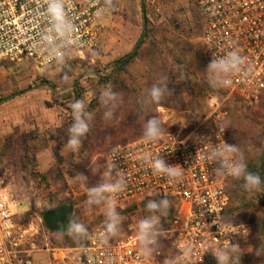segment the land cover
<instances>
[{
    "label": "rangeland",
    "instance_id": "obj_1",
    "mask_svg": "<svg viewBox=\"0 0 264 264\" xmlns=\"http://www.w3.org/2000/svg\"><path fill=\"white\" fill-rule=\"evenodd\" d=\"M139 2V37L132 19L135 9L129 4L128 19L132 23L121 18L114 31L106 27L97 49L66 59L63 68H41L31 62L0 64V192L13 203L18 236L36 242L41 250L72 246L67 235L58 236L47 229L43 217L51 210L73 206V218L88 232L104 223L100 206L91 211L84 207L87 188L100 182L108 151L142 138L143 126L152 116L160 118L164 134L187 133L197 119L208 114L211 99L217 97L227 113L230 138L245 130L264 142V90L258 99L248 100L229 95L224 88L211 95L206 88L209 61L202 41V0ZM143 34L145 44L138 58L117 75L114 63L131 52ZM181 71L185 74L183 80ZM65 73L69 80L62 82ZM160 75L169 76L172 95L181 96L188 104L185 110L162 101L142 103L146 90ZM108 85L122 94L123 103L114 118L105 121L99 96ZM195 98L198 107L193 109L191 101ZM75 99L85 101L94 119L82 147L72 152L66 143L73 123L70 105ZM80 173L88 178L87 182L79 178ZM247 198L253 199L254 195L248 194ZM256 209L263 211L259 205ZM118 212L122 218L120 232L128 222H138L147 214L145 206ZM239 223L248 224L251 230L248 220ZM57 241L64 246H57ZM161 247L167 251L162 238ZM241 251L243 264L252 250L241 247Z\"/></svg>",
    "mask_w": 264,
    "mask_h": 264
},
{
    "label": "built area",
    "instance_id": "obj_2",
    "mask_svg": "<svg viewBox=\"0 0 264 264\" xmlns=\"http://www.w3.org/2000/svg\"><path fill=\"white\" fill-rule=\"evenodd\" d=\"M107 9L105 0H66V12L75 25L66 59L97 49L105 34L103 21L121 12L119 0ZM45 0H0V64L31 62L41 68L57 65L43 39L51 36V20ZM202 41L210 62L212 56H224L233 46L241 50L251 66L247 78L233 77L229 95L256 100L264 90V0H202ZM55 54V53H53ZM209 112L192 124L187 133H166L157 142L143 138L112 147L106 162H115L127 178L125 190L116 199L117 210L139 209L149 199L164 197L178 203L170 229L151 258L145 257L136 239L137 222H128L120 235L107 244L94 227L83 245L66 248H43L17 234L13 203L0 192V264H164L175 258L177 264H204L212 249L231 240L240 245L251 235L247 224L227 222V184L232 179L218 176L215 164L206 161L209 145L223 141L232 144L228 130L219 131L227 120L217 97L211 99ZM115 149V153H113ZM198 152V155H197ZM162 155L168 164H179L185 171L182 182L172 183L155 175L143 156ZM100 208L103 210V206ZM239 233V234H233ZM191 248L189 256L184 250ZM45 254V255H42Z\"/></svg>",
    "mask_w": 264,
    "mask_h": 264
},
{
    "label": "clouds",
    "instance_id": "obj_3",
    "mask_svg": "<svg viewBox=\"0 0 264 264\" xmlns=\"http://www.w3.org/2000/svg\"><path fill=\"white\" fill-rule=\"evenodd\" d=\"M45 3L47 5L46 13L52 22V35H45L43 39L57 65L63 68L68 53L62 49L69 46L70 42H74L72 38L76 31L75 25L66 12V0H45ZM105 5L108 10L113 9L115 7L114 0H105ZM205 72L209 86L219 89L230 87L235 76L247 78L251 75L252 69L247 58L241 54V50L233 46L224 56L216 57L213 55ZM184 75L181 71V80L184 79ZM61 79L62 82H67L69 80L67 73ZM170 82L168 75H160L155 78L151 87L146 90L142 103L145 105L159 104L165 96L173 94L174 89H170L168 86ZM99 103L105 109L103 119L110 121L123 103V97L121 93L114 91L111 85H108L100 93ZM70 107L73 123L68 129L66 147L72 152H76L82 147L83 140L90 131L94 116L92 112L87 110V105L83 99H75ZM225 129H227V122L219 126V131L224 132ZM164 132L165 129L160 118L152 116L143 126V139L146 142L154 143L162 138ZM115 151L113 149V153ZM203 158L216 165L214 168L216 175L228 176L236 180L242 179L244 181L242 187L245 191L259 192L262 190L261 185L264 182H262L259 174L248 170L243 152L237 144H229L223 141L217 145H209V149ZM142 161L149 165L155 175L166 177L172 183L182 182L185 169L179 164H168L162 155H157L154 158L145 155L142 157ZM92 170L95 173V168ZM79 178L84 182H87L88 179L83 173L79 174ZM126 185L127 178L123 170L115 162H106L100 182L87 188V199L84 201V207L91 211L95 206H103L105 220L102 229L97 233V238L104 244L120 235L122 218L117 210L116 199L118 194L125 190ZM170 208L171 202L167 198L149 199L147 201L145 205L147 214L138 220L136 226V239L141 253L145 257L151 258L161 246V238L164 236L161 217L166 216ZM59 231L63 234L62 229ZM66 234L78 244H82L83 241L90 238V233L85 225L71 217ZM253 252L257 257H264V243L257 246ZM190 253V247L184 250L185 257L189 256ZM243 253L241 245L233 243L231 240L227 241L223 247L212 249V256L215 258L216 264H240V257ZM164 264H177V260L167 258Z\"/></svg>",
    "mask_w": 264,
    "mask_h": 264
},
{
    "label": "trees",
    "instance_id": "obj_4",
    "mask_svg": "<svg viewBox=\"0 0 264 264\" xmlns=\"http://www.w3.org/2000/svg\"><path fill=\"white\" fill-rule=\"evenodd\" d=\"M144 44L145 36L143 34L136 42L133 50L114 63V71L116 74L125 72L127 68L136 61ZM115 83H117V81H115ZM206 88L211 95H216L218 93L217 89L212 88L209 85H207ZM161 103H165L167 106L172 105L173 108L180 110H185L186 107H188V104H186L185 101L181 99V96H173L172 94L165 96ZM197 104L198 99L195 98L191 101V106H193V109L198 107ZM229 139L232 144H237L242 150L248 170L253 173L259 174L262 182H264V142L260 138L256 139L254 136L246 134L245 130L244 132L242 130L237 131L232 138H230L229 136ZM243 183L244 181L242 179L236 180L233 178L228 182L226 189L229 202L224 213V219L227 222L236 224H242L239 223L240 220L249 221L251 226V235L247 241L241 244V247H247L248 249H251L252 254L247 258L246 261L243 262V264H264V257H257L253 252L257 246L264 243V183H262V190L259 192L245 191L242 187ZM248 194L254 195V198L248 200ZM160 199H164V197H156L154 200ZM168 200L171 202V208L169 209L166 216L161 217V225L163 231L170 229L173 217L176 212L175 208L177 203L170 199ZM258 205L263 208V211H258L256 209ZM131 209L132 208H130V210ZM67 228L68 224L65 225L63 234H61V232L53 234H56L58 236H65L67 235ZM67 237L71 240L72 246L69 247H77L84 244V241L82 242V244H78L69 236ZM56 243L57 246H64V244H61L60 242L58 243V241ZM204 264H216V260L212 257H209Z\"/></svg>",
    "mask_w": 264,
    "mask_h": 264
},
{
    "label": "crops",
    "instance_id": "obj_5",
    "mask_svg": "<svg viewBox=\"0 0 264 264\" xmlns=\"http://www.w3.org/2000/svg\"><path fill=\"white\" fill-rule=\"evenodd\" d=\"M119 2H120V6H121V15L119 14V15H115V16H113V17H110V18H108V19H106V20H104L103 21V25H104V27L106 28H108V27H110L111 28V30H113L114 31V29H115V26H116V24L119 22V20L122 18V19H124L125 18V20H130V19H128V18H130L129 16H128V13H129V10H130V6H128L129 4L130 5H132L131 7H132V9H135V16H134V18H132V19H134V21H135V25H134V27H135V34L139 37L140 36V34H141V25H140V23H141V19H140V16H139V14L137 13V11H139L140 10V2H139V0H119ZM145 18V15L143 14L142 15V20ZM130 22L132 23V20H130ZM130 23V24H131ZM135 41V38L133 39V42ZM130 49V48H129Z\"/></svg>",
    "mask_w": 264,
    "mask_h": 264
},
{
    "label": "water",
    "instance_id": "obj_6",
    "mask_svg": "<svg viewBox=\"0 0 264 264\" xmlns=\"http://www.w3.org/2000/svg\"><path fill=\"white\" fill-rule=\"evenodd\" d=\"M73 214L74 207L70 205L45 213L43 220L50 232L58 233L68 224L70 217L73 218Z\"/></svg>",
    "mask_w": 264,
    "mask_h": 264
},
{
    "label": "flooded vegetation",
    "instance_id": "obj_7",
    "mask_svg": "<svg viewBox=\"0 0 264 264\" xmlns=\"http://www.w3.org/2000/svg\"><path fill=\"white\" fill-rule=\"evenodd\" d=\"M59 209V208H58Z\"/></svg>",
    "mask_w": 264,
    "mask_h": 264
}]
</instances>
